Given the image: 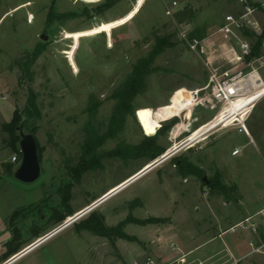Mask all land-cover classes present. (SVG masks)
I'll list each match as a JSON object with an SVG mask.
<instances>
[{"label":"rangeland","instance_id":"rangeland-1","mask_svg":"<svg viewBox=\"0 0 264 264\" xmlns=\"http://www.w3.org/2000/svg\"><path fill=\"white\" fill-rule=\"evenodd\" d=\"M34 1L31 9L38 10L39 3L45 0ZM135 2L55 0L53 3L50 0L46 10L53 4L52 10L58 16L48 24L45 13L36 14V11H33L32 23L27 24L26 17L20 25L15 23L18 33L10 41L11 50H15L17 41L30 49H20L9 61L16 81L8 88L11 97L6 101L15 104L21 114L28 91H33L38 113L27 121L39 148L40 175L30 183L14 179L12 171L20 160L18 143L10 147L1 145L5 152L0 164V244L10 235L3 229L2 214L9 212L7 226L12 235L22 239L34 234L43 236L81 211L75 222L60 231L70 239V250L80 264H110V259L117 256L116 240L120 246L127 244L121 252L123 264L134 261L141 264L145 257L136 256L140 245L135 241L97 235L77 228L75 223L88 216L92 209L103 215L107 226L116 225L129 215L138 219L163 218L166 219L163 222L144 225L125 223L123 231L138 241H145L146 245L158 242L169 251L180 247L187 250L208 236L216 216L235 222L240 214L253 213L261 207L264 96L254 104L245 120L250 138L237 127L213 129L204 138L157 162L180 147L197 126L213 116L214 110L192 106L191 92L206 84L208 70L203 63L206 56L212 66L231 67L225 60V56L229 57L227 46L213 32L225 15L239 10L236 0H145L134 5ZM254 17L262 31L264 11L255 12ZM9 24L7 20L0 32ZM41 33L46 35V40L39 38ZM181 33L185 34L184 38ZM240 35L251 45L254 43L255 36L250 31L246 34L242 31ZM162 37L167 43L149 64L155 70L144 77V91L131 99V112L116 135L101 139L116 105L113 94L130 76L136 61L146 57ZM188 38H209L206 53L191 51ZM37 46L41 50L30 62V56L25 53ZM249 60L264 79V54L260 49L258 56L245 58L244 63L236 64V69L248 70ZM20 61L28 66L27 74L21 69ZM176 114L175 120L169 118ZM188 122L191 125L186 126L187 131L174 129V124ZM163 124L169 126L156 137L163 151L155 158H128L110 153L118 144L139 143ZM6 136L0 126V138ZM234 148L239 152L231 155ZM173 158L192 163L198 175L180 174ZM216 176L229 189L230 197L226 200L223 194L211 192L207 185ZM63 199L71 213L55 223L51 215L54 210L65 212ZM88 207L92 208L85 211ZM13 209L18 211L15 215H11ZM258 217L254 219L259 221ZM246 232L235 227L224 238L241 237ZM250 233L256 243L264 241L261 224L255 233ZM206 249L209 248L198 246L186 259L201 258ZM260 256L264 264V255ZM99 258L108 261L101 262Z\"/></svg>","mask_w":264,"mask_h":264},{"label":"crops","instance_id":"crops-1","mask_svg":"<svg viewBox=\"0 0 264 264\" xmlns=\"http://www.w3.org/2000/svg\"><path fill=\"white\" fill-rule=\"evenodd\" d=\"M48 1L50 0H45L43 3H39V7H37L38 11L31 9L36 3L34 0H0V27L3 26L7 20H10V24L6 28H3L0 32V96L3 97L0 98V122H8L12 117L13 110L15 109V104L7 103L6 101L7 98L11 97L8 93V88L12 87V85H14L13 83L16 81L15 71L9 69V61L20 49H30L24 44H21L20 41H17L14 45L15 50H11L13 47L10 41L13 39V36L18 33L15 29V23L16 25H20L24 22L25 17V22L27 24L32 23L34 20L33 11H36V14L42 12L44 15L45 13L46 17V6ZM138 1H141V4H143L145 0H136L134 5H138ZM37 34L38 32L35 33V35ZM177 114L169 118L176 117ZM189 125H191L189 122L180 126L174 124V129H177L176 132H182L184 130L187 131ZM186 126L188 127L186 128ZM4 152L5 150L1 146L0 142V164L3 160L2 158ZM259 208L260 207H258L253 213H255ZM253 213L246 211V213L240 214L241 216H238L235 222H227L229 219L225 217L223 218V216H216L214 219L215 225H210L211 230L208 231V236H206L199 244L191 246L187 250L180 247L179 249L169 251L168 249L161 247L158 242H147L148 245H146L145 241H135V243L140 245L138 249L139 251H135L136 256L140 257V259L150 257L154 261V264H169L170 262L175 264H262L261 260L263 257L260 255H264V246L261 249V252L254 250V248L259 246L262 242H260V244L256 243L254 239L255 237L252 233L247 231L245 235H242L241 237L232 236L224 238L229 233L232 234L231 232L234 230L231 229L232 226ZM8 215L9 212L5 215H1L3 217V229L8 230L10 235L8 239L2 241L0 244V264H80L74 252L70 250V239L68 238V240L66 236L61 235L62 232L60 231L62 229L56 232H54L55 229L51 230L40 237L32 235L22 239L17 238V249L9 255L3 256L6 251V243L9 242L13 236L6 223ZM126 245L127 244H123L120 246L117 244V240L114 241V248L116 249L117 256L110 259V264H123L121 261V252L126 250ZM198 246L204 248L207 247L209 249L205 250L201 258H192L187 260L186 257L188 254ZM135 247L138 248L137 245ZM136 248L133 247V250H137ZM256 255L259 256L256 258ZM99 260L101 262L108 261V259L104 260L103 258H99Z\"/></svg>","mask_w":264,"mask_h":264},{"label":"built area","instance_id":"built-area-1","mask_svg":"<svg viewBox=\"0 0 264 264\" xmlns=\"http://www.w3.org/2000/svg\"><path fill=\"white\" fill-rule=\"evenodd\" d=\"M236 2L239 10L234 14L225 15L221 25L213 32V34H219L223 39V45L227 46L226 50L229 52V57L225 56V60L231 64V67L221 69L218 66H212L209 56H206L203 63L208 70L207 81L205 86L191 92L192 106L214 110L213 116L209 120L215 118L216 114L222 111L219 113L221 120L215 129L237 127L239 132L250 138L246 130L245 120L254 104L264 96V79L258 68L250 64L251 60L247 63L249 65L248 70L240 72L236 69V64L244 63V59L248 56L254 58L251 53V44L241 35L239 36V33L251 31L256 35L260 34L261 30L254 14L257 11H264V0L258 2L259 7L251 4L249 0H236ZM172 5H175V1H172ZM181 35L183 38L185 37L184 33ZM209 41V38L202 40L188 38L187 46L195 53L205 54ZM260 50L264 54V38L260 43ZM201 91L203 93L199 94ZM0 98L3 97L0 96ZM248 99L250 100L245 102ZM238 152L239 149L234 148L231 155H236ZM15 159V156L11 158L12 161ZM261 200V207L253 215L247 216L232 226L231 229L240 227L255 233L259 224L264 227V191ZM256 215L259 216V221L254 219ZM263 246L264 241L254 250L261 252ZM133 264L140 263L134 261ZM141 264H153V260L150 257H145Z\"/></svg>","mask_w":264,"mask_h":264},{"label":"trees","instance_id":"trees-1","mask_svg":"<svg viewBox=\"0 0 264 264\" xmlns=\"http://www.w3.org/2000/svg\"><path fill=\"white\" fill-rule=\"evenodd\" d=\"M53 3L55 0H52ZM251 4L258 6V2H250ZM106 3H103L105 6ZM103 6V7H104ZM53 4H50L49 10L46 13V19L45 22L48 24L51 19L56 18L58 15L53 12L52 10ZM248 33V31H244V34ZM251 35L255 36L254 43L251 45V53L252 57L258 56L259 49H260V43L264 37V28L260 32V34L256 35L253 32L250 31ZM167 42L165 41V38H158L156 41V44L152 48V50L148 53V55L144 58H139L136 63L133 65L130 76L127 78V80L124 82L122 87L117 90L113 96L116 99V105L115 108L110 116L108 127L106 129V132L100 137L101 139H108L112 138L116 135L119 127L124 122L126 115L131 112V99L138 93H141L144 91V77L151 72L152 70H155V68H150L149 64L153 61L155 56L161 51L164 44ZM41 50L40 47L34 48L32 51H26L25 55L30 56L29 60L32 62L38 55L39 51ZM247 58H250L248 56ZM21 69L24 71V73H28V66H26L25 61L19 62ZM21 114H18L16 108L13 110L12 117L8 122H2L1 123V130H4L7 133V136L5 138H1V145L3 146H13L15 142L18 143V136H17V126L21 124L22 128L32 133V129L28 125V119L31 118L32 114L36 115L37 109L34 102V94L32 90L28 91V97H27V103L21 110ZM175 120V118H173ZM169 124H163L161 125L156 132L153 135H145L142 140L139 143L129 145L125 143H121L116 145L113 150L110 151L111 154L119 155L121 157H128V158H134V157H141L145 156L148 157V159H153L157 155H159L163 149L157 144L156 137L165 132V130L168 128ZM36 140V139H35ZM37 143V141H36ZM38 149V157H40L39 154V148L37 144ZM19 151V150H17ZM19 155V152H18ZM173 158V165L176 167V169L180 172V174H188L193 173L198 175L196 173V167L192 165L187 160H179L178 158ZM11 170V169H9ZM209 186L211 192H215L218 194H223L224 199H228L230 196L228 195V188L221 184V182L218 180L217 176L214 177L211 181L207 183ZM62 206L64 208V213H60L57 210H54L52 212V218L54 219V222H58L63 219V217L67 214L71 213V210L68 208L66 204V199L62 200ZM18 211L13 210L11 212V215H15ZM166 219L163 218H156V217H148L144 219H138L135 217H132L129 215L127 218L119 221L116 225L113 226H107L104 224L103 215L99 213H95L94 211H90L89 215L80 219L78 222L75 223L77 228H84L86 230H89L97 235L107 236L108 238L117 237L122 238L128 241H138L137 238L133 235H129L123 231V226L125 223H135L144 225L147 223H158L163 222ZM75 222V221H74ZM36 235V234H34ZM18 236L13 235L12 239L6 243V251L3 256L9 255L11 252H14L17 249L18 242H17Z\"/></svg>","mask_w":264,"mask_h":264},{"label":"water","instance_id":"water-1","mask_svg":"<svg viewBox=\"0 0 264 264\" xmlns=\"http://www.w3.org/2000/svg\"><path fill=\"white\" fill-rule=\"evenodd\" d=\"M39 38L46 40V35L41 33ZM17 136L20 160L12 171V176L20 182L30 183L38 179L40 175L37 143L33 134L25 131L21 124L17 126Z\"/></svg>","mask_w":264,"mask_h":264},{"label":"bare ground","instance_id":"bare-ground-1","mask_svg":"<svg viewBox=\"0 0 264 264\" xmlns=\"http://www.w3.org/2000/svg\"><path fill=\"white\" fill-rule=\"evenodd\" d=\"M193 99H191L192 101ZM245 100V102L249 101ZM222 112V111H221ZM219 112V113H221ZM219 113L216 114L215 118L208 120L207 122H205L204 124H201L199 126H197L194 130V133L191 135V137H189L180 147H178L177 149H175L173 152L165 155L164 157H162L161 159H159L157 162H160L162 159H164L165 157H168L170 155H172L173 153L177 152L178 150L184 148L185 146L191 145L195 142H197L198 140H200L201 138L205 137V134L208 133L209 131L213 130L216 128V125L220 122V118H219ZM238 116V115H237ZM247 130V128H246ZM248 132V130H247ZM92 207H88L87 210L85 211H89ZM83 211V212H85ZM82 214V212L76 214L74 217H72L70 220L66 221L63 225H61L60 227H58L57 229L54 230V232L59 231L61 229H63L64 227H66V225L70 224L73 221H76L80 215Z\"/></svg>","mask_w":264,"mask_h":264}]
</instances>
